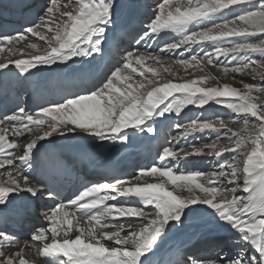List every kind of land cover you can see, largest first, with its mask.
<instances>
[{"label": "snow or ice", "instance_id": "snow-or-ice-1", "mask_svg": "<svg viewBox=\"0 0 264 264\" xmlns=\"http://www.w3.org/2000/svg\"><path fill=\"white\" fill-rule=\"evenodd\" d=\"M116 7L115 0H48L28 27L0 35V53L22 57L0 63V75L8 72L23 78L43 66H67L74 58L108 64L102 74L98 69L82 76L72 85L75 90L58 101L35 111L17 107L0 118V169H6L0 172L5 177L0 180V249L17 243L8 230L23 219L15 200L49 202L42 226H33L19 252L5 255L0 250V264H29L22 253L31 244L38 245L44 264H166L158 251L162 241L196 211L230 231L231 247L225 250L227 246L216 244L215 255L189 256L181 264H264V96L253 95L264 94V39L253 42L264 36V0H161L148 23L130 38L139 46L164 33L177 34L179 39L165 44L160 54L211 43L212 52L180 57L175 63L185 70L205 71L203 59L216 65L219 57H231L233 67H227L229 61L217 65L224 75L251 69L262 82L241 81L242 89L227 83L206 86L209 79H216L211 73L179 82L159 78L157 68L144 64L146 60L160 64L159 55L134 54L136 48L123 47L127 30L115 26ZM29 34L45 45L39 54L28 55L16 47ZM225 42L230 46H218ZM25 47L38 49V44ZM118 51L123 56L114 61ZM162 71L176 76L171 65ZM146 73L158 78L149 79ZM134 74L142 79L129 83ZM211 104L230 110L234 118L229 123L240 128L233 131L219 117L177 121L172 143L162 146L151 167H139L130 180L84 185L69 198L62 197L52 182L28 174L41 142L55 135L84 134L123 147L138 132H156L154 124L166 114L179 117L188 106L204 109ZM221 131L227 145L219 142ZM199 133L215 134L216 140L199 147L187 145L190 150L174 146ZM22 136L31 139L16 157ZM225 153H231L229 158ZM202 155L218 158L211 171L175 166Z\"/></svg>", "mask_w": 264, "mask_h": 264}, {"label": "bare ground", "instance_id": "bare-ground-1", "mask_svg": "<svg viewBox=\"0 0 264 264\" xmlns=\"http://www.w3.org/2000/svg\"><path fill=\"white\" fill-rule=\"evenodd\" d=\"M59 2L64 3L65 0H59ZM151 2H154L156 4L151 6L152 9L150 11H147V14L144 15L145 18L143 19V22H144L143 25H146L148 23V20L150 18L149 14L153 10L155 11L157 9V4H158L157 2H159V0H115L117 7L114 10V23H115L116 28L121 27L122 23L127 19L128 16H130L131 13H135V12L137 13L141 5L149 4ZM61 10L63 11V9ZM173 37L179 38L177 34L168 32V33H164L163 35H161L158 40L143 42L141 45V48L137 49L136 53L134 54H139L140 52H144L145 55H147L148 52H151L153 50L157 51L159 50L158 49L159 46H164L168 42L173 41ZM127 42L128 40H126L124 43L126 44ZM26 43H37L38 49H30V48L25 47ZM16 47L24 48L25 53L28 55H31V54H39L40 51H43L45 45L43 44V42L39 41L38 38L31 37V35L29 34L28 36H26V40L16 45ZM131 48L133 47L131 46ZM168 54L169 53H166L165 55L168 56ZM18 58H22L19 53H17L15 56H9L6 52L0 53V63L5 62L8 59H18ZM93 62H95V60L91 61L90 63H84L80 61L78 58H74V61L72 63H69L67 66H64V65H52L50 67L43 66V70L41 71L33 70V74L31 76L35 79L45 80L47 79V76L62 75L66 71H69L70 74L73 75L74 68L83 69V67H87L91 65ZM11 67L13 66L10 65V68ZM25 76L26 74L23 75V78H21L20 76H17L14 73L3 72V74L0 75V92L2 91V89L6 87V85L8 84V81L11 82L12 77H16L17 80H19V79H24ZM135 80H136V77H134L133 75V79L130 80L129 83L134 84L135 82H137ZM196 109L197 107L195 106H188V108L184 112L187 111V113H190L191 110H196ZM207 111L208 112L214 111V114H212V116L226 115V116L231 117L234 115L226 107H222L216 104L205 106L204 109H201L199 114L201 113L204 114V112L206 113ZM172 117H176V115L174 113L166 114L165 117L159 118L158 122L154 124V127L157 129L156 132L152 134H145V133L138 132L136 138L133 139L132 143L128 144L127 146H123V147L119 144V142H112V141L102 142V141L96 140L94 137H89L84 134H80V135L68 134L65 136L55 135L53 137L48 138L47 141L41 142L42 147L39 152L35 153V156L33 158V165H32L31 170H28V174L36 178L38 176L37 175L38 169L43 168L45 162L48 160V154L53 152L54 150H60L62 148H64L65 151L67 152H74L79 155L86 154L87 156L91 158H94L99 155H110V154L114 155L115 157H122L125 154L128 156L133 155L136 152L142 151L153 140L155 143L156 142L160 143L162 142V140H165L164 136L159 135L158 132L160 131V129L165 128L164 130H166L167 124L169 123ZM2 126L3 125H0V127ZM30 139H31L30 136L28 137V139H24L23 136L21 137L19 141V147L16 150H14V155L16 157H19L22 154L20 149H22L24 144L29 142ZM197 141L198 139H196V136L193 135V137L189 136L188 142L183 141L179 145H174V146L184 148L185 144L195 145ZM206 144H209V143H206ZM56 154L63 155L60 152ZM212 158L213 160L215 159V157H209L207 155H202L196 161L200 162L201 165L203 166V164L210 161V159ZM180 163H188V161L180 162ZM194 167L199 168L196 165H194ZM181 170L183 169L181 168ZM3 171H6V169H0V172H3ZM137 171L138 170H135L131 177L126 178V179L120 178V180H130L137 173ZM4 178L5 177L0 176V180ZM149 179H150V182H152L151 178ZM109 194L112 195L113 193H109ZM184 194L186 195V193ZM23 199H27V198L24 197V198H20L14 201L15 208L21 213L23 218L25 217L30 218L31 221H33V225L31 227L29 226L30 228L28 227L26 230L22 231L23 234L24 233L26 234V232H28V236L25 235L21 238L15 236L17 237V243H15L12 247H6L3 249H0L5 253V255H8L10 253H16L21 250L22 244L26 240H30V238H27V237H30V232L33 229V226L34 225L42 226V224L39 221L42 222L43 220L42 213L47 211V208L45 205L49 202L35 201L36 202L35 209L37 210V212L39 211L41 216L34 215L35 213L32 214L26 210L25 204L22 202ZM119 200L122 202L124 198L120 197ZM109 203H112V201H109ZM193 207H197V206H193ZM38 218L40 219L39 221H37ZM81 223H83V219H81ZM43 226H47V225L45 224ZM10 227L14 228L15 225L12 224L10 225ZM225 236H228V238H225ZM224 238L225 239L233 238L230 231L218 225L211 217L198 211L196 212V214L188 215V218L184 222V226L170 233L164 239V241H162L160 245V249H158V251H162L163 261L166 262L167 264H181L182 260H179V261L176 260V255H175L178 251H180V249L191 246L194 243L193 244L194 248L191 249L190 253L187 254V256H212V255H215L216 251H218V249L215 247L216 244H220L221 246H227L225 247V250H228V247H231V245H228V244L225 245V243H223ZM28 249H32L34 252V255L27 257L26 252H29ZM37 250H38V245L36 244H31L30 247L24 249L22 254L26 258V260L29 262V264H44V259L38 256Z\"/></svg>", "mask_w": 264, "mask_h": 264}, {"label": "rangeland", "instance_id": "rangeland-1", "mask_svg": "<svg viewBox=\"0 0 264 264\" xmlns=\"http://www.w3.org/2000/svg\"><path fill=\"white\" fill-rule=\"evenodd\" d=\"M161 2V0H159V2H157L158 4ZM154 3V2H152ZM157 4V6H158ZM151 5H146L145 6V10L148 11L149 7ZM229 14V18H230ZM213 22H218V21H213ZM190 30L194 31L197 30L195 27H192ZM177 40L179 38H175L173 37V41ZM259 39H264V36H258L253 38V42L258 41ZM173 41H170L168 43H171ZM218 46H224V47H228L230 46L229 44H227V42H225L223 45H218ZM163 46H159L158 49L162 48ZM213 49V45L211 43L209 44H205L202 46H198V47H194L192 49H188V50H183V49H177L175 51H171L168 52V56L165 54H160L159 50H153L151 51V53H153L154 55H159L160 56V61L161 63L158 64L156 61H152V60H146L144 61V64L146 67H155L158 69V73H159V78L161 79H174L177 82H179L180 80L183 79H191L194 76L198 77L200 75H206L208 73H211L212 76L216 77V79H209L206 82V86H217V84H230L236 88L242 89L243 88V84L241 83V81L245 82V83H253V84H257V85H261L262 82L259 80L258 76H254L253 74H251V69H249L246 73L244 74H236V73H231L229 72L227 75H224L223 71H222V67L217 66V65H224L225 61H229V63L227 64V67L231 68L234 66L233 63H231V57H224L221 56L219 57V59L217 60V64L216 65H209L207 59H203L202 60V64L204 65L205 71H201L200 68H192V69H188L185 70L183 67L177 65L175 63V60L177 58L183 57L185 59L189 58L191 55H197L202 56L204 52H212ZM213 59L216 60V57L213 56ZM254 60H258L259 56H254L253 57ZM146 62V63H145ZM171 65L173 71L176 73V76H171L168 73H164L162 71L163 67H167ZM134 77H136L135 81H139L140 79H142L138 74H134ZM147 78L149 79H153L154 81L158 78L157 76H153L151 73H147L146 75ZM235 77V78H234ZM130 82V81H129ZM150 87V86H149ZM253 95L256 96H264V94L262 93H254ZM215 107V106H214ZM213 109V107H212ZM201 111V109L197 108L196 110H191L190 113L184 112L182 114L181 117H172L171 120L169 121V123L167 124L166 127V134L164 136L165 138V142H164V146H169V144L172 143L173 137L176 135V130H175V123L177 121H179L180 123H187L190 121V119L192 118H202V119H214L216 117H219L221 119H223L225 121V123L227 124V126L229 128H231L233 131L238 130L240 128V124L238 123H229L230 119L234 118L233 116H226V115H222V116H212V114H214V111L212 112H208L205 113L203 117H201L202 114H199ZM220 143L221 144H225L227 145V140L224 139L225 136V132L221 131L220 132ZM194 136H196V139H198V141L196 142L195 146H201V145H205L206 143H212L214 140H216V135L215 134H208V133H199V134H195ZM193 137V135L191 136ZM189 141V137L186 141L184 142H188ZM194 141V140H193ZM187 144H185L184 148L185 150H190L189 148L187 149ZM153 147H150V151H152ZM147 156H149V154H146ZM231 155V153H225L224 154V158L227 159L229 158V156ZM200 156H192L188 158V163H179L177 165H175L178 168H182L183 170H201L204 172H208L211 171L214 167H215V161L218 159L215 157V159L213 160L210 159V161L206 162L205 164H203V166L201 165L200 162H197L196 160L199 158ZM194 165L198 166L199 168H195ZM203 167V169H202ZM195 168V169H193ZM200 208H202L203 206H199ZM198 212V211H196ZM196 212L193 213H189L188 215H192V214H196ZM40 216V215H39ZM26 235L28 236V232H26ZM30 238V237H27ZM225 238H228V236H225ZM223 243H225V245H231V241L232 239H225ZM29 252H26L27 257H30L32 255H34V252L32 249H28ZM181 257H183V255H180ZM184 260L188 258V256L184 255Z\"/></svg>", "mask_w": 264, "mask_h": 264}]
</instances>
